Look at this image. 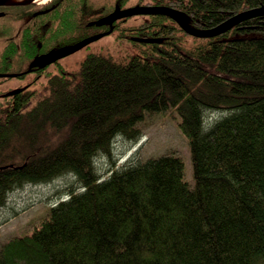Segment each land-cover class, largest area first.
<instances>
[{
    "label": "trees",
    "instance_id": "trees-1",
    "mask_svg": "<svg viewBox=\"0 0 264 264\" xmlns=\"http://www.w3.org/2000/svg\"><path fill=\"white\" fill-rule=\"evenodd\" d=\"M161 1L198 28L264 5ZM149 16L119 33L138 52L89 53L77 69L59 67L5 97L0 206L17 187L70 172L81 190L9 236L0 264H264V15L211 37ZM208 110L226 114L205 127ZM160 113L187 139L192 177L169 150L101 178L95 157L118 135L138 138L139 124Z\"/></svg>",
    "mask_w": 264,
    "mask_h": 264
},
{
    "label": "rangeland",
    "instance_id": "rangeland-1",
    "mask_svg": "<svg viewBox=\"0 0 264 264\" xmlns=\"http://www.w3.org/2000/svg\"><path fill=\"white\" fill-rule=\"evenodd\" d=\"M150 16L140 13L130 16V26L138 25ZM191 43V38L188 39ZM139 47L127 36H119L115 31L105 35L74 53L64 57L59 67L67 70L78 68L81 60L92 52H105L115 57H124L138 52ZM8 77V76H6ZM0 106L5 105L3 96L5 89L19 85L23 82L18 77H9L0 80ZM40 85V82L35 86ZM26 86H18L15 89H24ZM225 114L218 111L211 114L206 112V125ZM140 136L130 140L118 135L113 143L110 154L100 153L94 159V166L101 178L109 176L112 170L120 169L128 161H142L150 156L165 151H178L185 160L186 178L192 177V164L190 149L187 139L180 132L176 122L167 114H152L139 124ZM80 191L81 186L73 173H65L44 183H27L10 191L5 205L0 206V245L9 237L22 233L33 219L45 214L49 206L54 205L60 199L67 198L70 191Z\"/></svg>",
    "mask_w": 264,
    "mask_h": 264
},
{
    "label": "flooded vegetation",
    "instance_id": "flooded-vegetation-1",
    "mask_svg": "<svg viewBox=\"0 0 264 264\" xmlns=\"http://www.w3.org/2000/svg\"><path fill=\"white\" fill-rule=\"evenodd\" d=\"M2 1L0 3V74L17 73L18 75L14 77L23 80L21 84L11 86L2 93L4 97L10 98L18 96L28 87H35V83H39L40 75L47 73H50V76L54 75L61 60L66 56L44 67H31L35 57L98 33L108 32L105 34L108 35L115 31L126 32L130 27V15L123 13L129 11L130 7L166 5L161 0ZM112 13L116 14L115 19L102 24L97 23ZM7 78L9 77L0 76V80ZM18 86L26 87L8 95Z\"/></svg>",
    "mask_w": 264,
    "mask_h": 264
},
{
    "label": "water",
    "instance_id": "water-1",
    "mask_svg": "<svg viewBox=\"0 0 264 264\" xmlns=\"http://www.w3.org/2000/svg\"><path fill=\"white\" fill-rule=\"evenodd\" d=\"M1 2H3V1L0 0V3ZM140 13L141 14L142 13L165 14V15L171 17L172 19H174L181 26V28H183L187 33H189L191 35L199 36V37H211V36H215V35H218V34H221L223 32L228 31L233 26H235L236 24L240 23L241 21H243L249 17L256 16V15H264V5L241 11V12L229 17L228 19H226L222 23H220V24H218L212 28H198V27L191 25L189 23L188 16L186 15V13L184 11L177 9L175 7L169 6V5H155V6H152V5H148V6L136 5V6L130 7L129 11H127L123 14H127V15L131 16V15L140 14ZM116 17H117L116 14L112 13V14L106 16L105 18L100 19L97 23L98 24L106 23L108 21H112ZM107 33L108 32L98 33L95 36L84 38V39H82V40H80L74 44H69V45H65V46H62V47H59L56 49H52L47 53H44V54H41V55L35 57L34 60L31 62V67H35V66L44 67V66H46L52 62H55L59 58H62L64 56H67L69 54L74 53L75 51L81 49L82 47L89 44L90 42H93V41L101 38L102 36H104ZM147 40H149V39H147ZM17 75H18L17 73H2V74H0V76H8V77H13V76H17ZM20 90L21 89H15V90L9 92L8 95L16 93Z\"/></svg>",
    "mask_w": 264,
    "mask_h": 264
},
{
    "label": "bare ground",
    "instance_id": "bare-ground-1",
    "mask_svg": "<svg viewBox=\"0 0 264 264\" xmlns=\"http://www.w3.org/2000/svg\"><path fill=\"white\" fill-rule=\"evenodd\" d=\"M208 111H210L211 114H213V113H215V112H218V110H208ZM219 111H221V110H219ZM206 112H207V111H206ZM206 112H204V115H203V122H204V126H205V127H208V126H210L211 124L206 125V123H205ZM225 114H226V112H225ZM221 117H222V116H221ZM221 117H220V118H221ZM220 118H218V119H220ZM218 119H217V120H218ZM215 121H216V120H215ZM215 121H214V122H215ZM113 141H114V140H113ZM112 143H113V142H112ZM111 149H112V148H111Z\"/></svg>",
    "mask_w": 264,
    "mask_h": 264
}]
</instances>
